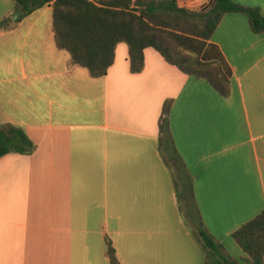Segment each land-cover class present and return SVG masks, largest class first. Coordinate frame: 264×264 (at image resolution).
<instances>
[{
	"label": "crops",
	"instance_id": "1",
	"mask_svg": "<svg viewBox=\"0 0 264 264\" xmlns=\"http://www.w3.org/2000/svg\"><path fill=\"white\" fill-rule=\"evenodd\" d=\"M234 1L264 15V0ZM17 11L0 0V23ZM212 43L232 72L227 96L152 48L132 74L124 43L93 77L58 46L51 7L0 31V125L36 145L0 160V264H111L107 238L121 264H204L161 154L167 102L206 228L246 258L233 234L264 212V34L227 14Z\"/></svg>",
	"mask_w": 264,
	"mask_h": 264
},
{
	"label": "trees",
	"instance_id": "2",
	"mask_svg": "<svg viewBox=\"0 0 264 264\" xmlns=\"http://www.w3.org/2000/svg\"><path fill=\"white\" fill-rule=\"evenodd\" d=\"M25 16L51 7L58 46L75 66L104 78L113 66L119 44L129 47L132 74L145 68V50L152 48L188 76L205 79L227 96L231 69L212 37L227 14L248 18L255 34H264V15L258 8L243 7L234 0H211L200 9L181 8L178 0H14ZM189 27V33L174 31L175 38L162 35L165 18ZM11 18L0 23L7 30ZM162 25V26H161ZM183 34V35H182ZM171 102L164 105L160 119L161 154L169 164L181 210L203 249L204 264H264V212L233 234L246 258L240 262L206 228L193 193L192 178L177 153L170 129ZM36 145L22 128L0 125V160L10 154L31 155ZM107 255L111 264H121L110 239Z\"/></svg>",
	"mask_w": 264,
	"mask_h": 264
},
{
	"label": "rangeland",
	"instance_id": "3",
	"mask_svg": "<svg viewBox=\"0 0 264 264\" xmlns=\"http://www.w3.org/2000/svg\"><path fill=\"white\" fill-rule=\"evenodd\" d=\"M12 16V15H11ZM11 18V17H10ZM165 24H163V28L166 30V31H163L162 30V35H168L169 36V38L170 39H173V38H175V36L174 35H172V33H174V31H176V32H180V33H183V34H185V33H189V31H190V29H189V27H187V26H178V25H175V23H172L173 21H171V20H169L167 17L165 18ZM162 26V25H161ZM182 34V35H183ZM238 246V245H237ZM232 257V256H231ZM233 258V257H232ZM235 259V258H234ZM235 260H237V259H235ZM238 261V260H237Z\"/></svg>",
	"mask_w": 264,
	"mask_h": 264
},
{
	"label": "water",
	"instance_id": "4",
	"mask_svg": "<svg viewBox=\"0 0 264 264\" xmlns=\"http://www.w3.org/2000/svg\"><path fill=\"white\" fill-rule=\"evenodd\" d=\"M213 3V1H211V4ZM25 15L23 10H18L17 12H15L12 16H11V20L13 21H18L21 17H23Z\"/></svg>",
	"mask_w": 264,
	"mask_h": 264
}]
</instances>
